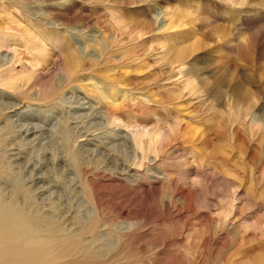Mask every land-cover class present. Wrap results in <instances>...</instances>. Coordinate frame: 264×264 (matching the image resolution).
<instances>
[{"label":"rangeland","instance_id":"obj_1","mask_svg":"<svg viewBox=\"0 0 264 264\" xmlns=\"http://www.w3.org/2000/svg\"><path fill=\"white\" fill-rule=\"evenodd\" d=\"M2 206L47 264H264V0H0Z\"/></svg>","mask_w":264,"mask_h":264},{"label":"bare ground","instance_id":"obj_2","mask_svg":"<svg viewBox=\"0 0 264 264\" xmlns=\"http://www.w3.org/2000/svg\"><path fill=\"white\" fill-rule=\"evenodd\" d=\"M218 28L219 27H213V29H212L213 36L216 34V32L219 33ZM222 34H224V32H222ZM227 37L228 36H226V38ZM201 40L204 41V39H201ZM203 41H202V43H203ZM205 43H206V41H205ZM2 58H7V56H3ZM74 60L75 59H73V61ZM76 61L77 60H75V62ZM72 108L84 109V110L89 109L86 103H80V106L78 104L76 107H72ZM6 110H9L8 111V114H10L9 119H11V116L13 118H15V119L10 120V122H17V124L14 126L18 127V132L21 133L20 135H18L19 137H21L20 141L26 142L28 144H32L33 146L39 145V140L43 139L44 134L43 133H42L43 135H40V134L37 135V134L40 131H43L44 129L40 126H34V125H30V124L29 125H23V124L20 125L22 117H21V113L18 112V105L15 104V105H11L10 107H9V105H7ZM92 115L93 114L90 113V115H87L86 118H90ZM70 119L74 120V123H72L73 126H74V124L76 125V123L78 124L83 120L82 119L81 121H79V119H81V118H78V117H71ZM84 124H85V122H84ZM82 126H83V124H82ZM97 128H98V130H101L100 127H97ZM22 133H24V135ZM95 136L93 135L92 130H88L86 132V137H94V140H96L97 136L96 137ZM27 137L28 138L32 137V139L29 140V139H27ZM86 142L88 144H92L93 140H87ZM8 156H9L8 159L10 158L9 161L11 163H14V164H11L14 167L17 166V165H15V162H17L19 159L22 158L20 156L19 152L18 153H12L11 155H8ZM44 163L45 162L42 160L41 161L39 160V162L37 160V163L33 165L32 170L41 169V167L44 165ZM27 164H28V162H27ZM24 167H26V166H24ZM5 208L6 207H3V206L0 207V264H47L46 259L48 257L45 258V256H46V253H48V251H49L48 249L52 246L49 243L51 241L47 239L49 237L48 236L42 237V241H40V244L42 246L37 244L34 241V238H31V234H32L33 230L31 231V230H29V227H27L28 228V231H27L26 228L20 227V225L15 222V216L16 215L20 216V215H18L16 212H13V211L9 212V214H8L5 211ZM20 218H22V215L20 216ZM20 220H22V219H20ZM55 238L57 239V237H55ZM51 240H52V238H51ZM52 241H54V240H52ZM55 241H57V240H55ZM40 247H42V248H40Z\"/></svg>","mask_w":264,"mask_h":264}]
</instances>
